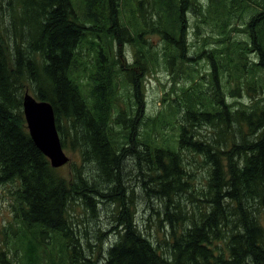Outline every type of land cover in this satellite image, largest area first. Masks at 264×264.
<instances>
[{
  "label": "rangeland",
  "instance_id": "rangeland-1",
  "mask_svg": "<svg viewBox=\"0 0 264 264\" xmlns=\"http://www.w3.org/2000/svg\"><path fill=\"white\" fill-rule=\"evenodd\" d=\"M71 2L87 28L69 70L85 107L72 117L56 116L71 159L57 175L71 192L79 179L88 184L81 175L97 165L85 141L96 131L103 147L118 156L112 194L131 204L155 245L177 248L175 241L197 224L206 231L217 226L208 256L198 262L231 264L234 236L254 220L263 229L264 247V198L228 181L229 167L242 169L243 151L258 141L249 118L264 106V0H194L183 13L179 0H99L91 13L86 0ZM34 4L31 9L23 0H0V43L11 74L1 69L0 81L8 80L6 100L17 114H23L27 92L38 99L47 90L42 81L48 61L36 51L35 38L46 18L37 17ZM99 60L108 68L104 121L87 126ZM22 190L17 181L0 184V256L11 264H99L103 243L89 246L86 224L79 226L92 221L88 211L84 217L80 208L72 213L79 225L70 235L29 226L22 218ZM112 208L105 231L116 225L119 207ZM113 230L103 238L107 250L121 238L109 237ZM248 252L239 246L235 264H251L243 257Z\"/></svg>",
  "mask_w": 264,
  "mask_h": 264
},
{
  "label": "trees",
  "instance_id": "trees-1",
  "mask_svg": "<svg viewBox=\"0 0 264 264\" xmlns=\"http://www.w3.org/2000/svg\"><path fill=\"white\" fill-rule=\"evenodd\" d=\"M95 1L99 0H86L89 13ZM193 1L179 0L181 13L187 11ZM23 3L27 8H31L32 3H35L34 9L39 10L37 13L41 12L37 17L46 18L42 28L36 29L35 33L36 42H39L36 51L48 61L44 68L46 79L42 81L47 90L39 92L38 100L51 103L55 116L72 117L77 109L85 107L69 76V70L76 50L86 38V25L79 19L71 0H23ZM262 26L264 27V20ZM99 57L101 59L103 55L100 54ZM1 69L11 79L10 70L5 67V54L0 43ZM99 69L98 77L93 79L95 104L88 110L87 119L84 118L87 126L94 119L101 123L104 121L103 99L107 94L109 83L106 80L108 68L101 63V60H99ZM215 81L217 83L216 77ZM0 87L3 90H0V95L4 97V100L0 99V184L17 181L23 186L20 200L27 206V211L22 213L26 224L42 230L70 235L76 225H79L75 222L76 215L73 216L72 213H76L80 208L84 217L88 211L92 221L87 223L86 219H83L79 226L86 224L89 246H98L93 242L103 243L100 245L103 253L99 264H199V257H205L206 252L208 256L209 248H205L211 234L217 231V226H210L206 231L197 224V227L185 238L175 241L174 246H178L173 248L174 250L155 245L144 234L132 212L131 204L123 201V196L115 197L112 194L109 186L119 181L114 173L117 169L114 161L118 156L112 154L111 149L103 147V136L96 131L93 132L94 136L88 137L89 143L85 142L93 147L91 161L96 162L97 167H91L81 175L88 184L79 179L76 190L71 192L67 181L57 175L48 158L35 146L26 129L24 115L15 113L10 101L6 100L5 94L10 89L8 80L0 81ZM249 122L257 129L258 141L243 151L246 159L242 169L229 167L228 181L231 187H235L240 192L256 194V190L257 195L264 198V106L260 112L251 115ZM122 157V154L119 155V160ZM93 169L101 175L100 183L94 177ZM173 177L172 173L171 178ZM79 199L84 202H80ZM112 206L119 207L113 234L118 237L121 235V238L116 245L107 250L104 246L107 238L103 239L107 231L104 228L109 213L113 210ZM118 223L119 228H117ZM98 227H103V230L96 231ZM181 240L186 244H179ZM234 241L236 258L233 252L234 258L231 264L238 261L239 246L250 250L247 254H243L244 260L249 257L252 258L251 264H264L263 229L256 221L251 220L245 226L244 233L234 236ZM0 264L11 263L2 254ZM204 264L210 262L204 261ZM218 264L225 262L220 261Z\"/></svg>",
  "mask_w": 264,
  "mask_h": 264
},
{
  "label": "water",
  "instance_id": "water-1",
  "mask_svg": "<svg viewBox=\"0 0 264 264\" xmlns=\"http://www.w3.org/2000/svg\"><path fill=\"white\" fill-rule=\"evenodd\" d=\"M25 119L35 146L47 157L53 168H60L69 162L55 124L53 107L39 102L30 94L23 100Z\"/></svg>",
  "mask_w": 264,
  "mask_h": 264
}]
</instances>
